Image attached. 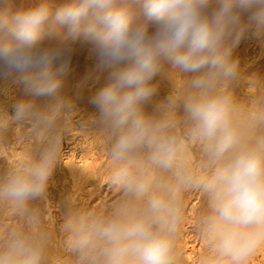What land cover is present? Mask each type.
<instances>
[{
  "label": "clouds",
  "instance_id": "9594fccd",
  "mask_svg": "<svg viewBox=\"0 0 264 264\" xmlns=\"http://www.w3.org/2000/svg\"><path fill=\"white\" fill-rule=\"evenodd\" d=\"M59 29L64 35L46 43ZM250 30L264 38V0L0 7V78H14L33 98L14 104L11 115L0 109V137L11 123L27 122L40 142L30 163L0 173V208L16 221L0 231V264H54L35 203L75 108L61 93L64 78L85 50L107 73L91 103L108 141L109 183L121 198L106 212L65 204L61 231L72 264H178L186 193L204 201L193 230L210 253L199 264H245L264 245V82L258 78L257 94L242 101L235 94L242 71L232 55ZM174 73L183 77L180 95ZM157 75L173 90L149 112ZM40 97L47 103L36 104Z\"/></svg>",
  "mask_w": 264,
  "mask_h": 264
},
{
  "label": "rangeland",
  "instance_id": "374dc122",
  "mask_svg": "<svg viewBox=\"0 0 264 264\" xmlns=\"http://www.w3.org/2000/svg\"><path fill=\"white\" fill-rule=\"evenodd\" d=\"M3 1L0 0V6L2 5L1 3L4 4ZM54 3H58L59 5L64 4L63 1L52 0L53 6L56 5H54ZM37 6L38 5H36V7ZM75 59L76 58H74L73 61H77L78 63H70L61 89L62 95L73 101L75 105L74 112L70 116L66 117L68 130L62 137L58 163L49 180L46 193L40 201L35 203V207L39 208L41 212V227L51 235L49 255L52 261L55 259L61 260L60 264H72V257L66 253L64 247H62L64 240L66 239V237H64L65 235L61 231V225L64 220L63 210L65 204L70 202L71 205L77 209H92L100 212L102 210L103 212H106L111 204L117 202L121 198L120 190L118 188H112L109 183L110 172H106L109 171L106 167V160L109 161L110 159L109 155H107L108 141L106 136L98 131L99 112L95 105L91 103V99L95 95L96 91L105 84L107 73L96 68L95 61L89 58L87 52L83 53L79 60ZM80 60L82 63H79ZM87 62L90 63L87 64ZM86 69H88L87 72ZM79 72H84L85 74L82 75L79 74ZM173 79L175 81L174 91L177 95H180L183 90V77L179 73H174ZM153 83L157 85V91L152 102L146 106V110H149V112L154 110L156 102L166 98L173 90L172 82L164 75H157L154 78ZM249 85H251L249 82L241 81L235 89V94L242 101H246L249 98L248 95H250V93H247V91L250 90ZM254 89L256 95L259 89L257 87ZM30 99L33 98L26 94L23 85L16 83L14 78H0V109L7 111L8 114L11 115L13 113L14 104L21 100ZM35 103L43 105L47 103V99L43 97L35 98ZM30 127L31 125L27 122H13L3 131V135L0 137V173L7 172L8 170L14 168L13 165L18 167L21 165H27L35 158L40 142L36 138H30ZM17 130L22 135V141H24L22 144L21 142L18 144V140L16 138ZM83 136L89 137L91 142H97L95 146H98V148L96 147L98 153L102 149V145L100 144L99 146V140H105L106 145L103 147L105 150L99 154L106 153L107 156L104 159V162L102 161L103 164H100L101 167L99 166L100 173L98 172L94 178L85 182L87 184L84 183L81 186L82 188L79 187L80 189L78 188V190L72 183L71 177L68 175L66 170L67 168L64 164L69 149L72 148L73 145L80 143L78 141H81ZM100 136L102 138H100ZM191 149L193 158H195V155L198 152V147L195 142H191ZM80 150V148L76 150L77 157L83 156ZM18 152H22L20 154L21 156H17ZM102 170L104 171L102 172ZM95 191L98 192L99 197ZM105 191L107 195L104 193ZM183 200L185 205L184 215L188 216L189 219H187V230H184V228L181 230V238L177 243V252L179 256L178 264H199L201 258L210 253L206 242L200 238L197 232L193 230L198 219L199 212L204 206V201L199 194L195 193H186ZM101 206L104 208L102 207V209ZM6 210L7 209L0 208L1 231L8 227L15 226L16 224V221L12 218L11 214L9 215V211ZM185 244H189L190 246L193 245V247H186ZM263 246L258 248L257 251L245 261V264H264Z\"/></svg>",
  "mask_w": 264,
  "mask_h": 264
},
{
  "label": "bare ground",
  "instance_id": "6f19581e",
  "mask_svg": "<svg viewBox=\"0 0 264 264\" xmlns=\"http://www.w3.org/2000/svg\"><path fill=\"white\" fill-rule=\"evenodd\" d=\"M3 1V0H2ZM58 1H63L64 3L66 2V0H58ZM3 3H1L2 5L0 7L3 6H8L11 8L12 12H16V11H20V10H28L31 8H35L36 5H39L41 3V0H4ZM52 2V0H51ZM60 6L58 3H54V5ZM55 5V6H56ZM62 5V4H61ZM65 29H59L58 31H52L49 32L46 36H45V42H54L56 40H58L60 37H62L65 33ZM87 52L85 51H81L80 53L76 54L73 56L71 62L74 63H78L77 61H73L74 58H76L77 60H79L80 56H82L83 53ZM233 58L236 59L239 62V66L241 68L242 71V76L243 79L241 81H246L249 82L251 85H249L250 90L247 91V93H250V95H248V97H253L255 96V81L259 78L262 82H264V38L262 37H258L255 32H251L248 31L246 32L237 42L236 47L233 50ZM75 59V60H76ZM92 62V61H91ZM79 63H82V61L80 60ZM90 62H87V64H89ZM84 64V63H83ZM94 65V64H93ZM78 70V69H77ZM88 69H86L87 72ZM83 71V70H82ZM255 72V73H254ZM79 74L84 75V72H79ZM76 75V73H75ZM78 76V74H77ZM167 78V77H166ZM173 78V77H172ZM249 80V81H248ZM245 83V82H242ZM255 86V87H253ZM82 94V93H81ZM250 107V105H249ZM149 111V110H148ZM22 132V131H21ZM16 133V131H15ZM16 138L18 140V144L19 142H24L22 141V135L21 133L17 130L16 133ZM95 138V137H94ZM100 138H102L100 136ZM93 140V139H92ZM98 140V139H97ZM96 141V140H95ZM80 143L73 145L72 148L69 149V152L66 155V160H65V166H66V170L68 172V175L71 177V181L74 184V186L78 189L79 187H81L85 182H88L90 179L94 178L98 172H99V166L100 164H103L102 161L104 162V159L106 158V153H101L103 152L105 149L103 147H105L106 142L105 140L103 141L101 139V141L99 140V146L100 144L102 145V149L101 151L98 153L96 150V147L98 148V146H95L97 142H91L89 140V137L87 136H83V138H81V141H78ZM98 145V144H97ZM16 146V145H15ZM27 146V145H26ZM29 147V146H28ZM26 148V147H25ZM81 149L80 152L83 154V156L81 157H77L76 155V150ZM17 149V148H16ZM27 151V150H26ZM24 151V152H26ZM16 152V151H15ZM14 152V153H15ZM106 152V151H105ZM22 153V152H21ZM21 153H17V156H21ZM25 155V153H24ZM16 156V155H15ZM23 157V156H22ZM26 157V156H25ZM18 158V157H17ZM28 158V157H27ZM108 158V157H107ZM110 158V157H109ZM24 159V158H23ZM22 159V160H23ZM11 162V161H10ZM106 167L109 171L106 172H110L111 174V170H112V161L111 159H109V161L106 160ZM14 163V162H13ZM20 163V162H19ZM12 166V165H11ZM14 168L18 167V166H14ZM101 167V166H100ZM105 168V167H104ZM103 168V169H104ZM106 169V168H105ZM104 170H102L103 172ZM100 173V172H99ZM109 174V175H110ZM110 177V176H109ZM87 184V183H85ZM74 187V188H75ZM82 188V187H81ZM80 189V188H79ZM78 189V190H79ZM109 189V187H108ZM107 189V191H108ZM83 190V189H82ZM92 190V189H91ZM98 190V189H97ZM76 191V189H75ZM93 192V191H92ZM97 192V191H95ZM78 193V191H77ZM106 194V191L104 192ZM103 193V194H104ZM95 195V194H94ZM93 195V196H94ZM98 195V192H97ZM107 195V194H106ZM105 196V195H104ZM103 196V197H104ZM99 197V195H98ZM102 198V197H101ZM104 199V198H103ZM101 200V199H100ZM105 200V199H104ZM104 203V202H103ZM100 204V203H99ZM194 205V204H193ZM192 205V208H193ZM100 206V205H99ZM104 206V204H103ZM101 206V208L103 207ZM104 208V207H103ZM102 208V209H103ZM2 210V209H1ZM92 210V209H91ZM101 210V209H100ZM8 211V210H6ZM101 212H103L101 210ZM5 214V213H4ZM8 215V212H7ZM10 215V213H9ZM3 219V218H2ZM187 219L188 216H185V220L184 223L182 225V229L184 228V230H187ZM3 225V224H2ZM6 225V224H5ZM5 227V226H4ZM3 228V227H2ZM3 230V229H2ZM183 230V231H184ZM1 231V230H0ZM64 234V233H63ZM182 234V233H181ZM65 237V236H64ZM63 238V237H62ZM202 241V240H201ZM63 244V243H62ZM184 244V243H183ZM185 246H189V247H193V245H189V244H185ZM263 246V245H262ZM63 247V246H62ZM264 247V246H263ZM181 248V247H179ZM189 249V248H188ZM194 250V248H193ZM56 258V257H55ZM54 258V259H55ZM53 259V260H54ZM59 262L61 260L55 259L53 262L55 264V262ZM262 263V262H261ZM264 263V262H263Z\"/></svg>",
  "mask_w": 264,
  "mask_h": 264
}]
</instances>
